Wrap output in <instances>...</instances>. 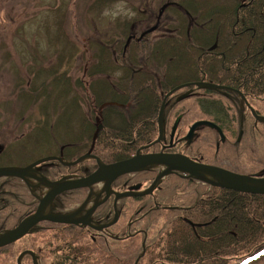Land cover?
<instances>
[{
  "label": "trees",
  "instance_id": "16d2710c",
  "mask_svg": "<svg viewBox=\"0 0 264 264\" xmlns=\"http://www.w3.org/2000/svg\"><path fill=\"white\" fill-rule=\"evenodd\" d=\"M166 4L164 11L175 21L167 27L170 35L153 43L151 34L142 36L140 31L126 46L131 22L106 42H97L80 79L70 83L64 73L62 80L52 79L49 85L40 82L42 89L31 85L23 91V86H16L22 92V106L31 105L30 110L38 104L47 122L48 111H58L54 106L60 103L78 112L77 120L70 121L76 139L63 147L69 149L62 156L66 163L87 154L92 143V155L112 163L131 158L140 146L141 150L148 148L158 138L157 117L163 98L177 87H181L177 90L180 98L167 108L171 122L191 112L204 115L210 104L207 99L187 102L183 98L191 88L189 83L218 87L215 90L231 86L250 101L264 102V0L158 1L160 9ZM65 60L69 63V57ZM56 70L37 73L54 76ZM78 100L86 104L90 118L80 115ZM215 103L210 104L214 110L220 108ZM102 119L106 122H100ZM259 134L264 136L261 126ZM94 162L84 160L69 168L56 165L58 172L84 175L86 170L91 173ZM122 185H118L120 191L126 189ZM80 191L64 193L60 203L81 199ZM26 206L21 193H6L0 227L17 225ZM117 206L120 220L100 233L41 223L31 230L36 232L31 241L27 238L0 249V264H17L23 251L32 253L37 264H251L264 257L263 195L169 178L151 195L121 199ZM17 210L20 220L14 221ZM106 210L112 213V206ZM21 264H33L32 257L25 255Z\"/></svg>",
  "mask_w": 264,
  "mask_h": 264
},
{
  "label": "rangeland",
  "instance_id": "374dc122",
  "mask_svg": "<svg viewBox=\"0 0 264 264\" xmlns=\"http://www.w3.org/2000/svg\"><path fill=\"white\" fill-rule=\"evenodd\" d=\"M83 1L0 0V154L5 151L0 157L1 166L23 168L43 159L62 157L69 152L63 148L64 144L76 139L70 121L77 120L74 118L78 112L60 103L54 106L58 109L56 112L47 109L50 118L47 122L38 104L30 110L31 105L29 108L22 106V92L17 85L23 86V91L29 90L31 85V88L42 89L40 82L49 85L52 79H61L64 73L71 83L82 77L81 69L87 68L93 59L97 42H106L118 28L123 30L124 26L134 22L133 36L156 27L149 39L154 43L170 35L167 27L175 22L165 11L158 19L159 0L152 3L149 0H101L92 7L90 2L81 5ZM93 5L99 6L97 11ZM6 20L7 24L3 25ZM68 57L69 63L65 62ZM6 58H9L8 62L4 61ZM51 68L57 69L56 74L52 72L54 76L40 77L37 73ZM179 94L176 93L172 100ZM78 101L80 115L90 118L86 104ZM37 120L42 122L37 123ZM252 264H264V257Z\"/></svg>",
  "mask_w": 264,
  "mask_h": 264
},
{
  "label": "flooded vegetation",
  "instance_id": "af4514ba",
  "mask_svg": "<svg viewBox=\"0 0 264 264\" xmlns=\"http://www.w3.org/2000/svg\"><path fill=\"white\" fill-rule=\"evenodd\" d=\"M100 1L101 0H92L90 2L91 7L92 4H97ZM107 1L110 2L111 0ZM93 7H95L94 10L97 11L99 6L97 7V5H93ZM95 13L97 15V12ZM143 33L144 32H141L140 34L142 35ZM130 37L133 36L131 34L129 35L126 40V46L132 40ZM189 85L191 88L184 92L183 95V98L186 99L187 102L205 98L210 102L211 106L216 102V107L219 105L220 108L214 110V108L210 107V104H208V109L205 110L204 115H202L200 111L199 114L201 115L199 116L194 114V112H191L192 114L189 113L191 116H178L173 118L171 122L169 115H167V108L173 106L179 100L180 97L177 96L174 100L165 104L162 119L163 136L161 141L156 145L149 146L143 150L140 149L143 146H140L131 158L136 156L138 152L143 156L150 154L181 155L195 164L217 168L231 174L247 176L253 179H264V136L259 134L260 126L264 130V121L260 120L261 117L264 118V102L259 104L250 101L239 92L240 90L227 85L221 86L222 90L208 88L207 86H203L201 83L196 82L189 83ZM145 121L147 122L148 120L146 119ZM100 122L104 123L106 121L102 119ZM198 122H206L208 124L196 127L191 139H186L190 128ZM103 123H101V127L104 126ZM172 131L173 136L171 137ZM2 154H0V157ZM55 157L63 160L62 157ZM57 163L66 167L57 161H52L34 167L33 170L23 174V178L21 179L9 178L0 180V216L3 215L1 206L3 205L4 198L8 192L17 194L21 193L27 200V206L26 208L24 207V212H26V214L23 219H25L36 211L39 200L44 194L50 191V188L46 187L40 179L44 178L51 183L64 179L78 180L88 177L97 169V163L94 162V167L90 169L92 171L89 174L87 173V170L84 172V175L72 171L58 172ZM63 163L66 162L63 161ZM102 164L111 165L114 163L110 161H102ZM29 165H26L23 168H26ZM2 167L6 166L0 165V168ZM160 170L161 167H153L141 173L128 174L117 178L110 185L107 199H105L107 187L105 183L101 182L92 185L90 189H78L81 190L79 192L82 196L81 199H73L66 203H60L62 201L61 196L64 194L62 193L53 200L51 212L59 215L76 214L72 219L73 222L83 220L82 218L89 213L90 226L97 227L106 225L114 218L115 197L113 194L117 193V191L118 193L127 192L129 190L128 188L135 186H140L141 190H146L152 184ZM169 178L180 179L183 181L189 180L187 179L186 174L177 172L168 175L163 182ZM120 184H123L122 187H126V189L120 191V188L118 187ZM207 186L211 187L209 185ZM97 204L99 205L91 210ZM117 205L118 202L116 203V209L118 208ZM108 206H112V213L107 212L106 209ZM120 217L121 215L119 214L118 221L120 220ZM17 219L20 220L19 210L15 212L13 220L17 221ZM17 225L14 224L11 226L8 224L7 226H2L0 227V233L10 230ZM57 226V228L63 230H86L87 232H95L90 227L82 224ZM103 231L105 230H102V232ZM30 232L18 242L34 237L36 232L33 231L31 234ZM29 240L31 241L32 238ZM18 242L14 244H17Z\"/></svg>",
  "mask_w": 264,
  "mask_h": 264
},
{
  "label": "water",
  "instance_id": "95a60500",
  "mask_svg": "<svg viewBox=\"0 0 264 264\" xmlns=\"http://www.w3.org/2000/svg\"><path fill=\"white\" fill-rule=\"evenodd\" d=\"M168 5H164L160 11L159 16L162 15L163 11L166 9ZM155 30V27L146 31L143 33L149 34L152 31ZM200 86V85H197ZM207 86L208 88H218L210 85H203ZM181 87L173 89L169 94H167L162 102L161 109L158 114V128H159V137L158 140L153 143L152 145L159 143L162 135H163V129H162V118H163V112L165 107V101L166 99L175 91L179 90ZM261 121H264V118L260 119ZM208 123L206 122H198L194 124L190 130L189 134L186 137V139L190 140L192 137V134L196 127L200 125H206ZM151 145V146H152ZM93 147V146H92ZM92 147L89 150V152L77 159L73 163L65 164L62 162L59 158H47L43 159L41 161H38L27 168H0V179L1 178H23V174L29 172L30 170H33L34 167L52 162L57 161L64 166H75L79 164L80 162L86 160V159H94L97 163V169L95 172H93L91 175H89L86 178L78 179V180H60L55 183H51L47 181L46 179L42 178L40 179L43 184H45L47 187L50 188V191L44 195L38 202V207L36 211L22 220L15 228L0 233V248H4L7 246H10L20 239H22L24 236H26L31 229H33L35 226H37L39 223L43 222H49L53 224L58 225H69V224H82L85 226H89L95 231H101L103 229H106L113 225L117 220V214H115L114 220L105 226H99L94 227L90 226V219H89V213H87L82 219L78 221H72V219L76 216V214L72 215H59V214H53L51 212V206L53 200L60 194L78 190V189H90L92 185L99 183V182H105V185L107 187L106 196L105 199L108 198V192L110 185L119 177L128 175V174H135L138 172H141L143 170H148L151 167H161L162 170L154 180V182L151 184V186L142 193H121L116 194L114 193L116 204L118 199L126 198L129 196L135 197V196H146L150 195L154 188L168 175L172 173H184L187 175V178L197 180L203 184L209 185L211 187L215 188H221L226 189L238 193H244V194H253V195H264V179H253L247 176H241L236 174H231L225 171H222L217 168L203 166L199 164L193 163L191 160L187 159L184 156L181 155H164V154H150V155H140L139 152L131 159L117 162L111 165H103L99 162V160L91 155ZM135 191L139 189V187L134 188ZM104 199V200H105ZM101 204V203H99ZM99 204L95 205L91 210L96 208ZM114 204V206H115ZM25 253L21 254V256L17 260V264H20L21 257ZM28 254L33 259V264H37L36 260L34 258V255L30 252Z\"/></svg>",
  "mask_w": 264,
  "mask_h": 264
}]
</instances>
